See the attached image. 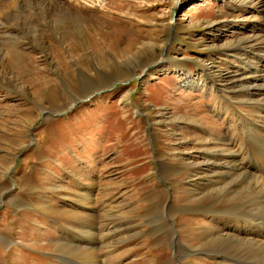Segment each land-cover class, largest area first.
<instances>
[{"label":"rangeland","instance_id":"1","mask_svg":"<svg viewBox=\"0 0 264 264\" xmlns=\"http://www.w3.org/2000/svg\"><path fill=\"white\" fill-rule=\"evenodd\" d=\"M67 1L83 14L71 20ZM22 4L27 25L15 4L0 14V264H92L90 251L97 264H244L211 236L220 218L198 209L213 199L196 173L219 138L264 151L222 115L231 102L238 125H264L263 89L250 102L227 88L249 63L264 76V0ZM209 68L204 87L187 83Z\"/></svg>","mask_w":264,"mask_h":264},{"label":"bare ground","instance_id":"2","mask_svg":"<svg viewBox=\"0 0 264 264\" xmlns=\"http://www.w3.org/2000/svg\"><path fill=\"white\" fill-rule=\"evenodd\" d=\"M22 1L21 0H11L10 2L4 3V4L2 2V5L3 6L5 5V7L0 8V14L4 17V19H2L4 21L1 22L2 24L3 22H6L7 19H11L12 17H15L13 12H11V7H10V5L15 4L19 8V11L16 14L19 15V17H21L22 20L24 21V24L27 25V21H26L27 15H25L26 11L20 8V6L23 5ZM2 5L0 4V6ZM64 6H63L64 7L63 10L65 11V15H69L71 17L70 18L71 20L74 19L75 9L77 10V13H80L81 15L83 14V10L77 8L79 6L77 5L76 7V4H74L73 2L69 3V1H67ZM72 6L74 7V10H71ZM49 10L51 11V9ZM50 11H48V13L52 14ZM22 15L23 16L25 15V16L22 17ZM16 22H18L19 28L20 27L22 28L20 33L24 34V32L27 31V28L21 24L22 22L15 21V23ZM51 32L53 33L54 31H51ZM33 35L36 36V34H33ZM16 42L22 43V41H19V40ZM262 57L264 58V56ZM244 64H243V67H244ZM260 69L261 68H259L258 65H251L249 63V65L245 67L246 71L243 69L240 70L241 73L245 71L244 74L246 73L247 74L244 76L238 77V79L236 78L235 80H233V82H230L227 88H232V89L234 88V90L238 88L239 90H244L246 92L247 101L250 100V102H256V101L259 102V100L261 99L257 97L258 94L256 93L259 92L260 94H262L260 90L263 89V96H264V84L262 85L260 83L261 85H259V81H262V82L264 81V76L258 74V73H262ZM209 70L210 71H209L208 76L206 77L204 76L197 80L196 79L188 80L187 83L192 84L193 86L199 87L200 85H202V87H204L206 85V80L209 77L215 76V74L211 73V72H214V70L210 68ZM222 88H224V86H222ZM240 92L241 94L243 93L242 91ZM229 105H231V102L226 103L224 107V112L222 113V115H225L228 123L231 126H237L236 127L237 135L240 138L241 143L245 145H247V143L248 144L250 143V145L251 144L253 145V143L255 142V139L260 141V136L264 137V125L254 126L255 125L254 122L250 125V123L243 122L242 121L243 119L241 118H240L241 121L238 125L237 120L234 119V116H237L235 112L236 110H232ZM234 109H237V108L235 107ZM248 125H249V128H252V129H249ZM206 145H210V146H205L206 148L201 149L200 152L204 153L205 156L207 155L213 158L209 159L203 156L204 159L202 163H198V164L202 166L205 172L204 173L202 172L201 175L199 173L198 174L196 173V176L197 177L199 176V178L202 179V182L204 184L206 183L207 186L205 185L206 186L205 187L203 185L204 186L203 189L205 190L206 193H208L207 192L208 190L209 191L211 190V194L209 193L208 196H212V199H213L212 203L210 202L207 204L203 203L202 205L198 204L200 206L198 209L200 211H204L208 213L211 212L214 215L218 214L217 216L218 218H220V220L219 219L215 220V222H217L220 226L217 227V230L214 233V236L213 235L211 236L213 238L215 237L216 239H221L220 241L224 243L230 244L231 246L229 245V247H233V245L234 246L237 245L239 248H241V250L236 251V253L239 252L240 254L239 253L238 254L240 257H245L243 259L244 264H264L263 263L264 262V151H257V152L254 151L252 153L249 152V157L246 156V153L244 152L241 153L240 156H238L237 151L241 152V150L244 149L242 148L243 146L241 147L239 144H235L239 146H236L235 148H233V146H230V145L225 147L224 145H227V143L226 141L223 140V138H219L218 142L214 141L213 147L211 146V143H206ZM249 159H254V160L249 161ZM159 169L162 172L161 175L164 176V173L166 171L165 169H167V165L164 161L162 162V160L159 161ZM89 192L94 193V190H88L85 193V196H86V199L84 200L85 204L90 203L92 200L91 194ZM208 204L210 206V209H207ZM162 206H164V203L162 204ZM164 207L165 209L168 208L165 210V213L169 214V217L171 218L176 215L177 211H179V209L174 205V203L168 200L166 201V204ZM243 208H245L244 210H247V211L240 212L239 209H243ZM240 214L242 215L239 216ZM234 215H238L237 216L238 219H236L238 223L235 222L236 220L231 218ZM84 217L87 218L85 214H84ZM89 217H92V216H89ZM92 222H94V220ZM229 223H237L239 229L237 226H235L237 229L236 228H233V229L235 231H239L238 235L232 234L228 231V229L232 228V225H229ZM222 227L227 230L224 231ZM175 232L176 233H175L174 240L177 238L176 237L177 231ZM79 240H82V239L79 238ZM182 244L183 243L179 241V246ZM174 246L176 247L178 246V242H176V240L174 242ZM87 251H89V249H87ZM90 253H93V255L95 256L92 255L93 259L91 258V260L89 261L92 264H97V262L100 259L99 257L100 255L97 254V251H93V252L90 251ZM259 258H262L263 262H259ZM235 260L237 261V264L242 263V260H238V259H235Z\"/></svg>","mask_w":264,"mask_h":264},{"label":"water","instance_id":"3","mask_svg":"<svg viewBox=\"0 0 264 264\" xmlns=\"http://www.w3.org/2000/svg\"><path fill=\"white\" fill-rule=\"evenodd\" d=\"M166 51H167V48L165 47L162 54H165ZM94 94H95V92H94Z\"/></svg>","mask_w":264,"mask_h":264}]
</instances>
